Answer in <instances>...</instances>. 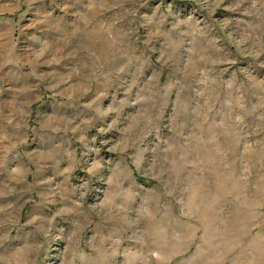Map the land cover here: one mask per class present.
<instances>
[{
	"label": "clouds",
	"instance_id": "9594fccd",
	"mask_svg": "<svg viewBox=\"0 0 264 264\" xmlns=\"http://www.w3.org/2000/svg\"><path fill=\"white\" fill-rule=\"evenodd\" d=\"M0 264H264V0H0Z\"/></svg>",
	"mask_w": 264,
	"mask_h": 264
}]
</instances>
